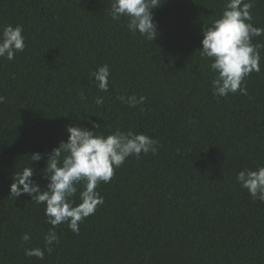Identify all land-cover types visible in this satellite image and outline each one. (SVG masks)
<instances>
[{"label":"trees","instance_id":"16d2710c","mask_svg":"<svg viewBox=\"0 0 264 264\" xmlns=\"http://www.w3.org/2000/svg\"><path fill=\"white\" fill-rule=\"evenodd\" d=\"M111 2L0 0V28L22 25L27 45L13 61L0 58V264H264V203L236 180L264 166V49L247 95L216 97L201 33L227 0H158L151 41L133 35L127 18L114 21ZM252 2L251 23L264 28V0ZM104 64L108 92L90 82ZM121 95L146 100L132 108ZM89 120L104 134L148 135L157 153L130 156L98 185L104 204L78 235L62 223L53 251L28 257L52 226L46 205L9 197L12 174L33 166L45 187L46 156L31 154L66 142L70 123L91 128ZM73 199L80 203L79 190Z\"/></svg>","mask_w":264,"mask_h":264},{"label":"clouds","instance_id":"9594fccd","mask_svg":"<svg viewBox=\"0 0 264 264\" xmlns=\"http://www.w3.org/2000/svg\"><path fill=\"white\" fill-rule=\"evenodd\" d=\"M158 0H112L110 15L114 21L127 18V29L135 35L139 32L147 40H155L158 23L154 20L153 10ZM252 0H227L219 19L210 27L202 29L201 56L209 58L210 69L216 73L212 80V94L227 97L239 92L247 95L246 78L253 72L261 71V50L264 44L253 43V38L264 36V28L251 23ZM26 37L22 25H5L0 28V58L13 61L17 53L23 52ZM99 91H109L110 68L104 64L91 74ZM83 97L84 94L81 93ZM129 107L144 104L146 97L136 95L118 96ZM5 97L0 95V104ZM104 98L97 96L96 105H103ZM89 127L78 123L66 125L67 141H60L58 147L50 152L31 154L33 162H39L46 156V167L42 179L48 181L45 187L35 178L33 166H25L14 172L11 177L9 197L19 199L26 194L36 204L46 205L44 215L46 223L52 227L44 235V247L28 248L25 255L43 259L45 252L53 251L52 245L59 242L56 228L66 223L68 228L80 232V224L94 215L98 206L104 204V197L97 191L101 182L108 183L115 169L122 166L130 156L139 157L141 153L155 155L158 141L145 134H137L116 129L110 134L98 132L101 124L89 120ZM46 173V174H44ZM237 182L246 189L254 201L264 203V166L256 170L244 169L236 176ZM82 188V190H80ZM79 190L80 203L73 199ZM31 236L24 233L22 241L30 242Z\"/></svg>","mask_w":264,"mask_h":264}]
</instances>
